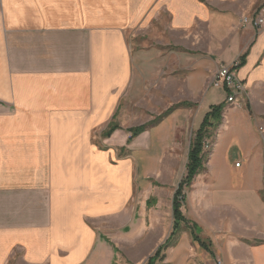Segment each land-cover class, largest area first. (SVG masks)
I'll return each mask as SVG.
<instances>
[{
	"label": "crops",
	"instance_id": "1",
	"mask_svg": "<svg viewBox=\"0 0 264 264\" xmlns=\"http://www.w3.org/2000/svg\"><path fill=\"white\" fill-rule=\"evenodd\" d=\"M263 11L264 0H0V264H114L119 249L138 262L169 233L175 189L148 213L133 200L134 159L113 148L125 133L106 138L111 150L95 142L127 94L142 110L197 104V125L225 105L182 210L225 264H264V27L242 21ZM242 57L248 94L234 105L212 79ZM191 110L130 145L170 187L178 159L160 150L181 149Z\"/></svg>",
	"mask_w": 264,
	"mask_h": 264
},
{
	"label": "rangeland",
	"instance_id": "2",
	"mask_svg": "<svg viewBox=\"0 0 264 264\" xmlns=\"http://www.w3.org/2000/svg\"><path fill=\"white\" fill-rule=\"evenodd\" d=\"M133 41H134V38H132V40H131V37H130V42H133ZM131 44H132V46L130 45V47L133 48V43H131ZM217 71L215 72V74L217 73ZM214 76H216V75H214ZM215 78L216 77H213V79H212V85L213 86H214L213 83L215 82ZM240 80L246 86V91H245V95H244L246 97L248 94L247 85L245 84V82L242 79H240ZM220 88H223L225 90V92L227 93L226 89L223 86H220ZM124 100L125 101L122 103V105H124V107H125V109H124L125 115L122 117H117L115 115L113 120L110 123L114 122L118 126V128L116 130H122L125 133L126 141L124 142L125 144L118 145V146H115L113 148L116 150V152H117L116 156L119 160L126 159V158L134 159L133 160V165H134V170H135L134 182L136 183L135 184L136 190L134 193L133 200H135V202L138 204H143L144 201L146 199H148L147 204L149 205V207H148V213H149V212H151V210H149V209H153V207L156 204H158V199L162 198V194L165 193L164 189H167V190L168 189H175L174 194H173L175 196V194L177 193V190L180 186L181 181L185 178L186 173H187V163H188V154L190 151V146H191L193 139L196 136V130L199 128V125L196 124V121H197L196 119L198 117V113H200V111H202V110H201V108L198 107L197 104H194V103L191 105H188V106H184L183 103H176V104L171 105L169 108H167L165 110H142V109H138V107L136 105H134L132 96L130 94H127L125 96ZM226 101L228 103H230L228 101L227 97H226ZM230 104L239 105L237 103H230ZM172 107H174V109L171 112H169V114H167L166 116H163V118L161 120H159L157 123H154L156 118H158L161 115H165V113L167 111H169ZM180 107H186V108L189 107V108H192L191 111H193L189 117L182 116L179 118L180 121H183L185 123L184 127H182L177 132L178 137L182 138V142H179L181 149H179L177 151L170 150V153H172L170 155V158L164 157V150L163 149L160 150L161 160H164L166 163L168 161H170V159L173 161L175 159H178L179 167H178L177 174H176L175 178L173 179L174 186L170 187L165 182L169 181L170 178H172L171 174L168 172H165L163 175L162 174L161 175L156 174L155 173L156 164H155V162H152V161H155V159H153L151 161L150 160L151 158L149 157V155L145 154L144 152H138L137 151L135 153L134 149H132L130 147V145L136 138H138L145 131L156 129V127L159 126V124L162 123L166 119V117L171 115L175 110L180 109ZM221 121H222V118H221ZM140 126H146L145 131H143L138 136H136L131 141H129V138L131 136V129L136 128V127H140ZM218 126L219 125H217L213 128H210L208 130L207 136H205L203 139V143H202L203 144V146H202L203 157H204V160H203L204 168H203V170L205 169V162H206L205 160L208 156V152H209V150L211 148V144H212V139L215 135V131L218 128ZM116 130H114V132ZM103 133H102V137H97L95 142L97 143L98 146L102 147V149L111 150L110 149L111 147L109 146V144H106L105 140H106V138H110L113 133L108 137H104ZM154 143H155V141L153 139L152 144H154ZM164 143L165 142H162V144H164ZM157 146H158V144L154 145L153 148L155 149ZM175 154H176V157L174 156ZM193 181H192V183H193ZM192 183L189 186H185L183 189L182 195H184L185 199L187 196V191L189 190V188H191ZM174 196L172 198L173 219L171 221L169 218L167 220V223H164V226H166L165 229H167V230L169 229L170 231H169V233L166 234V237L157 245L156 249L153 252H151L150 254L142 257L141 261L132 262L129 259V257L124 253V251H122L118 248L119 253H118V256L116 258V262L114 264H148L149 257L154 255V253L158 250V248L161 245H163L168 240L169 236L171 235V232L173 229V224H174V212H173ZM184 202H185V200H184ZM164 208H168V207H164ZM188 223H190V221H188ZM194 224H196V223H194ZM150 227H151V223H150V220L148 219V221L145 223L144 229L146 232H144V234L150 233V230H149ZM191 228H192V224H189L187 228H184V230H182L180 233H178L175 236V238H173L172 244L164 252L165 253V259L158 260L156 262V264H225L224 260H223V256L218 251V246L215 247V250L210 249L209 245L204 241L206 239L204 238V240H202L201 237L200 238H201V241L203 242V245L194 241ZM124 233H125V236H129L130 239L132 238V231L130 232L129 227L124 230ZM144 238L145 237L143 235L142 239H144ZM180 240H183L182 244L181 245H175L176 241H180ZM126 241H127V239H125V242ZM118 245H119V247L120 246L122 247L121 243H118ZM197 245L201 246L203 249H205L207 251L208 254L206 255V257H203L202 251L198 248ZM172 247H174L173 250H171ZM118 249H116V251ZM132 250H133V247H131V251ZM198 250L200 252H198ZM167 252L169 255L167 254ZM129 253H131V252H128V254Z\"/></svg>",
	"mask_w": 264,
	"mask_h": 264
},
{
	"label": "trees",
	"instance_id": "3",
	"mask_svg": "<svg viewBox=\"0 0 264 264\" xmlns=\"http://www.w3.org/2000/svg\"><path fill=\"white\" fill-rule=\"evenodd\" d=\"M244 58L242 57L240 59L239 65H241V62H243ZM183 105L188 106L191 105L190 103H183ZM224 104L216 105L211 108V110H208L204 117L202 122L199 125V128L196 130V136L193 139L190 151L188 154V163H187V173L185 178L181 181L180 186L177 190V193L174 196L173 201V212H174V224L173 229L171 232V235L169 236L168 240L161 245L158 250L149 257L148 264H156L158 260L165 259V250L172 244L173 238L180 233L184 228H187L190 223H188V219L185 217L182 206L184 204L185 197L182 195L183 189L185 186H189L192 181L194 180L195 176L200 173V171L204 168V157H203V139L205 136H207L208 130L210 128H213L220 124L221 118H222V111L224 109ZM174 109L172 107L169 111L165 113V115H161L158 118L155 119L154 123H157L159 120L163 118V116H166ZM118 126L112 122L110 123L108 129L104 131L103 136L108 137L110 136L114 130H116ZM146 126H140L131 129V136L129 138V141H131L133 138L138 136L140 133L145 131ZM198 226L196 224H192V234L194 241L200 243L203 245V242L201 241V238L198 233ZM164 253V254H163Z\"/></svg>",
	"mask_w": 264,
	"mask_h": 264
},
{
	"label": "built area",
	"instance_id": "4",
	"mask_svg": "<svg viewBox=\"0 0 264 264\" xmlns=\"http://www.w3.org/2000/svg\"><path fill=\"white\" fill-rule=\"evenodd\" d=\"M245 26H253L255 28L264 27V11L251 16H246L242 19ZM239 65V61H234L231 65H224L218 69L215 74V87L223 86L227 91V99L230 103L241 104V100L245 97L246 86L239 79L236 74V68ZM240 162L236 163V166H240Z\"/></svg>",
	"mask_w": 264,
	"mask_h": 264
}]
</instances>
